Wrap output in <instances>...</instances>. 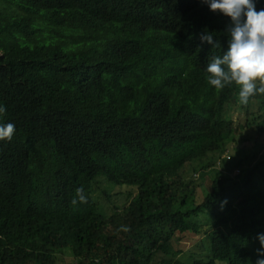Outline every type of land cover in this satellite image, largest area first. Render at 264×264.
Instances as JSON below:
<instances>
[{
  "label": "trees",
  "instance_id": "16d2710c",
  "mask_svg": "<svg viewBox=\"0 0 264 264\" xmlns=\"http://www.w3.org/2000/svg\"><path fill=\"white\" fill-rule=\"evenodd\" d=\"M199 13L188 0H0V123L17 135L0 155V264H255L264 93L242 105L235 83L215 90L155 31L186 30ZM197 162L204 182L215 174L208 189L190 180ZM102 174L162 203L103 216L90 195ZM81 187L88 202L73 206ZM187 235L210 249L181 261L173 241Z\"/></svg>",
  "mask_w": 264,
  "mask_h": 264
},
{
  "label": "clouds",
  "instance_id": "9594fccd",
  "mask_svg": "<svg viewBox=\"0 0 264 264\" xmlns=\"http://www.w3.org/2000/svg\"><path fill=\"white\" fill-rule=\"evenodd\" d=\"M196 6L200 13L196 19L190 21L189 28L186 30H176L171 33L155 28L158 39L160 36H167L172 43L167 46L171 52L179 48H184V58L186 62L196 67L205 69L206 80L215 90L228 91L227 86L235 83L240 87V103L246 104L253 95L264 93V8L259 5L258 0H188ZM263 1V0H260ZM219 20L227 21L222 27ZM162 31V32H161ZM217 48L219 50L217 51ZM6 109L0 106V116H3ZM14 123H0V155L6 146L16 139ZM113 151L114 147H111ZM89 151L100 155L97 151L87 148ZM74 157V156H73ZM232 157L231 150L228 149L222 160L230 161ZM222 160L218 163V168H223ZM76 165V158L72 168ZM84 175L90 170L89 162L85 164ZM44 176V170L39 169ZM240 170L233 173L234 180H238ZM236 174V178L234 175ZM108 177L104 174L96 178V183L92 188L91 198L94 203L92 209H96L101 215L109 216L107 210L101 207L112 200V196L127 195L129 199H134L133 204L128 208L135 210L140 198L149 199L148 206H158L162 200L153 201L150 191H143L137 187L127 185L110 186ZM82 181V179H79ZM52 176H48V190L53 191ZM104 182L103 192L99 185ZM103 187V188H104ZM103 193V198L99 203L95 202V195ZM147 195L148 197H145ZM88 199L84 189L77 188L75 197L71 200L73 206L78 203H87ZM226 203V201L224 202ZM124 208L122 213L125 212ZM40 212L51 214L50 210L42 207ZM65 213V211H63ZM115 211L113 215H122ZM111 215L110 217H112ZM120 232H129L130 228L121 225L117 230ZM181 236L180 239H187ZM257 239L260 248L256 250L257 259L255 264H264V233L258 234ZM183 257V256H182ZM181 256L179 258H182ZM99 264V261H97Z\"/></svg>",
  "mask_w": 264,
  "mask_h": 264
},
{
  "label": "rangeland",
  "instance_id": "374dc122",
  "mask_svg": "<svg viewBox=\"0 0 264 264\" xmlns=\"http://www.w3.org/2000/svg\"><path fill=\"white\" fill-rule=\"evenodd\" d=\"M238 108H239V106L237 104H235V103L232 104V110H231L230 114H234L235 115V118H237V117L240 118V116H241V114L238 112ZM254 111H255V108H254ZM193 167H195L198 170V172H197L195 178H193V176H192V177H190V180H194V181H197V182H202V184L204 185V189H208L209 186H210L209 180L214 179V176H215V174L213 173V171L212 170H206L205 171L206 174L204 176V179H206V180L204 182V180L201 178V171H200V169H203V168L207 167V163H201V162L193 163ZM234 178H236V174L234 175ZM104 186H105V183L104 182H102L99 185V189H101L102 192L105 189ZM116 193L113 194L112 200L110 202H108L107 204H104V205L101 206V207H103L104 210H107V213H108L109 216L113 215V213L115 211H119L120 213H122V211H123L124 208H128L130 205L133 204V200H134V206H135V201L139 197V195H136L134 197V199L132 200V199H129L127 197V195H125V194L115 197L116 196ZM145 197H148V196L145 195ZM101 198H103V193L96 194L95 195V202L99 203V201H100ZM155 203L157 204V201L156 200H155ZM201 240L202 239H199L198 238L195 241V237L193 235H191L187 239H175L173 241V246H174L175 251L178 250L179 248H183L184 249V253L181 255V257L182 256H185L186 252L190 251L191 249L192 250H195V251H199V248L198 247H201L205 251H208L210 249V245L208 246L207 237H204L203 238V243L202 244H200V241ZM192 241H195V242L193 243ZM66 254L70 256L69 253H66ZM66 254L63 255V259L65 258ZM180 260L181 261H185L186 259L185 258H180ZM67 264H74V263L68 262Z\"/></svg>",
  "mask_w": 264,
  "mask_h": 264
}]
</instances>
